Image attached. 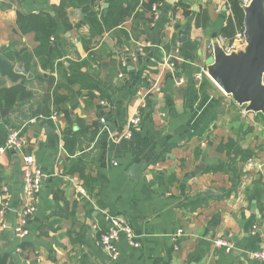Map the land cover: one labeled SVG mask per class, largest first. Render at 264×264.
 <instances>
[{
	"label": "crops",
	"instance_id": "1",
	"mask_svg": "<svg viewBox=\"0 0 264 264\" xmlns=\"http://www.w3.org/2000/svg\"><path fill=\"white\" fill-rule=\"evenodd\" d=\"M61 5L0 0V88L23 85L27 94L13 105L0 101V146L10 128L25 140L20 151L0 152L4 264H261L252 252L264 243V114L246 112L206 66L213 35L229 38V0H140L122 24L95 36L89 11L70 7L71 28L59 22L52 39L64 43V55L44 69L36 31H23L18 16L58 18ZM109 6L102 0L92 9L100 18ZM68 114L81 123L71 125ZM135 114L133 137L118 139ZM68 127L76 133L72 154ZM230 139L234 148L218 149ZM29 154L44 176L29 235L20 239L13 230ZM112 216L141 243L132 247L121 234L116 259L100 243ZM218 237L234 249L216 246Z\"/></svg>",
	"mask_w": 264,
	"mask_h": 264
},
{
	"label": "trees",
	"instance_id": "2",
	"mask_svg": "<svg viewBox=\"0 0 264 264\" xmlns=\"http://www.w3.org/2000/svg\"><path fill=\"white\" fill-rule=\"evenodd\" d=\"M98 1L100 3V1L102 0H62V10L59 9L57 15L58 18L55 15H52L51 13L19 14L18 23L20 24L22 30L36 31V37L39 42V45L35 49V53L41 61L42 67L44 69H52L54 67V61L64 55V43L59 38H57L56 41H52V39L56 38L55 35L58 29L59 22H61L65 27L71 28V25L68 21V8L82 5L86 9V11H89L91 18L88 19L86 22H88L91 27L92 36H95L97 33L100 34L104 31V26L113 27L122 24L125 19L133 13L140 0H110V6L109 8H107L108 12L106 14H102L100 18L98 16V12L92 9V7H94L95 3ZM126 2L127 5H124ZM229 3L232 15L230 16L224 33L227 37L231 38L235 34L237 29L243 26L244 10L242 7V0H229ZM147 7L150 6L148 5ZM3 66L4 64L0 63V72H5ZM11 75L12 77H14L13 79H15L14 74L11 73ZM52 80H54V78L50 77L51 82ZM26 96L27 94L24 93L23 85H16L12 88H0V101H4L6 105H13L16 102L17 98H24ZM59 103L60 102L56 97L54 104L58 105ZM46 113L48 115L50 111H47ZM67 117L71 125L72 123L75 124V122L76 124L81 123V121L78 119L74 120V122L72 120L73 117L71 114H68ZM63 134L66 149L69 153H74L76 144V133L72 131V127H68L64 130ZM235 145L236 144L234 140L230 139L227 143L220 144L218 149L234 148ZM4 263L5 259L0 256V264Z\"/></svg>",
	"mask_w": 264,
	"mask_h": 264
},
{
	"label": "water",
	"instance_id": "3",
	"mask_svg": "<svg viewBox=\"0 0 264 264\" xmlns=\"http://www.w3.org/2000/svg\"><path fill=\"white\" fill-rule=\"evenodd\" d=\"M242 7L247 44L227 53L214 34L207 73L237 104L245 105L246 112L264 114V0H249ZM141 165L132 169V176L138 175Z\"/></svg>",
	"mask_w": 264,
	"mask_h": 264
},
{
	"label": "built area",
	"instance_id": "4",
	"mask_svg": "<svg viewBox=\"0 0 264 264\" xmlns=\"http://www.w3.org/2000/svg\"><path fill=\"white\" fill-rule=\"evenodd\" d=\"M155 12V18L158 17L157 6L153 7ZM54 39V38H53ZM221 45L224 47L227 53H230L239 48H243L247 44L246 35L244 32V26L239 28L231 38H221L219 39ZM170 66H173V63H168ZM184 81L183 78L179 80V83ZM102 105H106L105 101L101 102ZM53 120H57V112H53L50 116ZM102 124L106 123L104 117L100 118ZM141 123L140 115H133L127 121L126 130L119 136L118 139L124 140L133 137L134 131L139 127ZM25 145V140L21 134V130L17 128H10L5 144L0 146V152L5 151L10 148L13 150L20 151ZM23 194L24 201L20 211V216L17 224L14 227V235L20 239L25 238L29 235V221L32 215L37 210V196L41 190L42 181H43V172L41 168L35 165V160L32 155H25L23 158ZM8 190V188H4ZM7 203L0 210V213L3 214L6 211ZM112 226L101 233L100 243L102 247L107 251V253L113 259H116L119 254L118 241L120 240L121 234H124L128 240V243L132 247H139L141 245L140 241L137 240V235L134 232L133 228L126 223V221L120 217L112 216L111 217ZM182 231V230H179ZM216 246L224 247L228 252H231L234 249V244L227 238L218 237L215 239ZM253 257L260 261L261 264H264V243L262 247L252 252Z\"/></svg>",
	"mask_w": 264,
	"mask_h": 264
}]
</instances>
